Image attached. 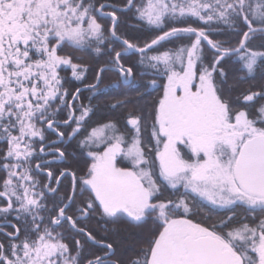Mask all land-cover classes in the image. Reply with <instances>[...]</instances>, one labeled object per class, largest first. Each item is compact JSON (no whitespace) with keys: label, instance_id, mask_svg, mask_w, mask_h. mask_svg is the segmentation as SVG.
<instances>
[{"label":"snow or ice","instance_id":"6c2138e0","mask_svg":"<svg viewBox=\"0 0 264 264\" xmlns=\"http://www.w3.org/2000/svg\"><path fill=\"white\" fill-rule=\"evenodd\" d=\"M129 14L142 44L120 33ZM224 30L234 43L210 38ZM74 51L108 57L87 105L61 75L87 79ZM106 71L120 79L102 88ZM121 84L120 119L90 126L92 99ZM96 215L152 225L135 258L83 226ZM0 236V264H264V0H0Z\"/></svg>","mask_w":264,"mask_h":264},{"label":"trees","instance_id":"16d2710c","mask_svg":"<svg viewBox=\"0 0 264 264\" xmlns=\"http://www.w3.org/2000/svg\"><path fill=\"white\" fill-rule=\"evenodd\" d=\"M99 3H108L114 6H119L123 3V0H97V4ZM112 8H106L105 11H111ZM120 15V13H117ZM105 27L107 28L110 25V20H102L101 21ZM178 26H185V25H178ZM120 33L122 35L126 34L134 43H143L145 40L151 38V33L144 27L140 26V24L131 17V14L128 16H121V24H120ZM211 39L216 40H231L233 43L236 40V37L234 34L230 33L229 30H224L221 33L214 34L210 36ZM186 42V41H185ZM169 47H172L173 45H168ZM117 50H119V47H117ZM74 56L80 57V62L88 65L90 67V71L86 73L87 79H85L83 82L75 80L71 76V70L66 69L65 71L61 72V75L66 77L69 81L68 84H66V87L69 89L70 92H75L76 88H83L85 85L94 82V75L95 70L100 66L106 63L108 60V57L106 56H97L95 53L90 51H74ZM205 56L206 61L210 60L212 58V51L210 48L205 45ZM138 56L137 55H129L126 56L123 60V63L126 66L133 67L134 73H136V79L137 81H140L141 83L146 82L149 77H140L139 73L141 71L138 63ZM228 65H226L227 69ZM120 79L119 73L116 71H106L103 74V81L101 84V87L104 88L108 85L115 84ZM165 82V79L163 77L158 79L159 84H163ZM248 85H243L242 87H247ZM123 85L121 84L119 89H115L109 92L106 96H97L96 98L92 99L91 103L94 107V113L91 114V119L89 120L90 126H95L97 122H104L108 119H116L119 120L121 113L116 112L113 113L109 110V105L114 102L115 99L120 97L121 91L123 90ZM143 90V89H141ZM135 95V93H132ZM91 95V93L86 90L82 91L81 95L79 97V101L77 102V105L79 103H84L87 105L89 103L88 97ZM158 95H162V88L158 89L157 91L152 92L150 95H146L144 98V101L141 103H151L153 100H155ZM121 127H123L121 125ZM62 131L64 129H61ZM145 139H148L150 137V128L144 133ZM52 139H55V137H51ZM82 136L78 137L77 139H81ZM64 147H66V150L71 153L72 155L69 156V164L77 170L78 174H82L83 170H86L87 166L91 163V159L87 156L88 149H82L77 147V142L71 141L68 142ZM95 150V149H93ZM48 159H51V157H48ZM119 166H129L127 161H123L122 158L118 160ZM66 165L61 162H54L52 167L53 169H58L65 167ZM88 194L85 193V196ZM79 202V200H78ZM71 214V213H70ZM11 219V218H10ZM15 223V221H12ZM83 226H86L87 228L93 230V233L97 236L98 239L103 238L106 239L108 242H111L116 247L117 255L125 260L133 259L135 258L140 246L143 244L145 239L150 235V231L152 228L151 224L145 225L142 228H136L132 225H129L126 222H121L117 225L112 224H105V221L100 218L99 215L93 216L87 221L82 222ZM68 225H65V230H67ZM6 231H12L11 227H8L5 229ZM3 237L0 236V240H2ZM71 239V236L69 237ZM83 240L84 238L81 237ZM85 251L87 253L91 252H97L98 249L95 248L91 243H87L85 245Z\"/></svg>","mask_w":264,"mask_h":264},{"label":"water","instance_id":"95a60500","mask_svg":"<svg viewBox=\"0 0 264 264\" xmlns=\"http://www.w3.org/2000/svg\"><path fill=\"white\" fill-rule=\"evenodd\" d=\"M111 8V7H110ZM129 55H133V54H129ZM128 55V56H129ZM82 89V91H86L87 89L85 88V87H83V88H81Z\"/></svg>","mask_w":264,"mask_h":264}]
</instances>
